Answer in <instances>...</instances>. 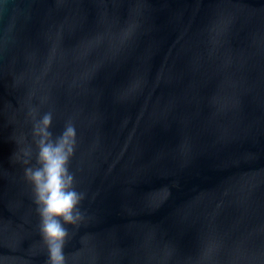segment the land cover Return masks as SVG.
Masks as SVG:
<instances>
[{
  "label": "water",
  "instance_id": "water-1",
  "mask_svg": "<svg viewBox=\"0 0 264 264\" xmlns=\"http://www.w3.org/2000/svg\"><path fill=\"white\" fill-rule=\"evenodd\" d=\"M49 112L66 264H264V0H0V264H50L17 158Z\"/></svg>",
  "mask_w": 264,
  "mask_h": 264
},
{
  "label": "clouds",
  "instance_id": "clouds-1",
  "mask_svg": "<svg viewBox=\"0 0 264 264\" xmlns=\"http://www.w3.org/2000/svg\"><path fill=\"white\" fill-rule=\"evenodd\" d=\"M52 123L50 112L34 121L35 163L31 162L33 149L30 145L24 147L17 158L27 165L25 176L32 185L50 264H66L64 249L69 238L68 226L77 225L83 219L84 193L76 187L75 174L70 167L76 151L77 130L73 124H67L55 134Z\"/></svg>",
  "mask_w": 264,
  "mask_h": 264
}]
</instances>
